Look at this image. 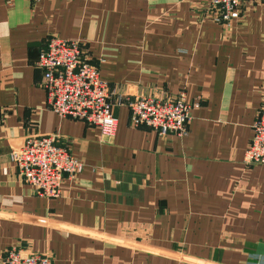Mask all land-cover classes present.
I'll return each instance as SVG.
<instances>
[{"label": "crops", "instance_id": "obj_1", "mask_svg": "<svg viewBox=\"0 0 264 264\" xmlns=\"http://www.w3.org/2000/svg\"><path fill=\"white\" fill-rule=\"evenodd\" d=\"M49 37L82 43L116 103L197 101L188 134L132 128L116 105L105 139L47 110L35 64ZM263 105L264 0L228 26L208 0H0V259L15 247L52 264H264V166L243 162ZM41 136L83 165L55 198L9 159Z\"/></svg>", "mask_w": 264, "mask_h": 264}, {"label": "built area", "instance_id": "obj_2", "mask_svg": "<svg viewBox=\"0 0 264 264\" xmlns=\"http://www.w3.org/2000/svg\"><path fill=\"white\" fill-rule=\"evenodd\" d=\"M250 1L208 0L209 16L212 21L228 26L240 17L242 6ZM5 2L9 5L12 0ZM35 65L43 73L46 109L60 118L98 127L105 139L116 134L117 119L113 114L116 105L128 109L132 128L145 127L159 136L173 134L180 138L188 134L191 112L199 107L197 101H186L184 92L166 99L136 96L119 97L117 103L114 102L107 82L100 78L98 65L87 58L84 46L77 41L49 37ZM252 129L243 162L264 166V105ZM9 159L16 165L21 180L44 198L58 197L63 181L72 180L83 170L82 163L73 157L69 147L55 144L50 136L28 138L10 152ZM0 264H52V258L48 254H23L12 247L1 257Z\"/></svg>", "mask_w": 264, "mask_h": 264}]
</instances>
